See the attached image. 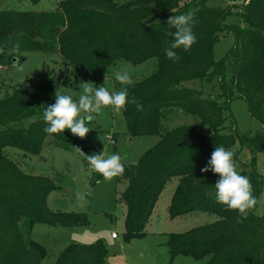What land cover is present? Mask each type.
I'll use <instances>...</instances> for the list:
<instances>
[{
  "label": "trees",
  "instance_id": "obj_1",
  "mask_svg": "<svg viewBox=\"0 0 264 264\" xmlns=\"http://www.w3.org/2000/svg\"><path fill=\"white\" fill-rule=\"evenodd\" d=\"M207 1L60 0L53 11L0 10V74L37 50L57 54L62 62L81 68L93 83L102 85L103 72L117 61L139 64L155 57V69L128 89L141 108L128 104L121 110L130 134L159 135L136 164L125 163V173L116 177L126 181L118 198L125 206L124 240L146 235L145 226L162 190L176 177L168 216L198 212L216 219L167 233L170 259L182 255L205 259V264H264V212L256 215L249 210L245 217L217 203L218 176L201 172L215 145L233 150V159L242 147L264 153V0H242L238 12L226 5L209 6ZM188 13L196 42L186 52L177 49L180 59L173 63L164 53L175 31L167 21L172 15ZM233 14L240 22L226 24ZM227 32L233 34V44L215 60L213 44ZM195 78L216 79L219 93L204 97L201 90L181 85ZM54 93L46 72L36 84H16L0 98V264L40 263L46 252L30 237L35 222L73 228L88 222L83 212L51 210L46 198L56 188L52 179L24 172L6 151L14 147L24 154H37L47 140L77 151L83 161L85 155L100 153L91 130L84 138L67 129L56 134L44 131L43 111L55 103ZM234 98L245 101L262 134L238 132L232 120L231 131L224 132ZM174 109L192 114L199 125L179 124L163 130L165 114ZM112 138L115 142V135ZM250 164L246 176L258 198L264 190V175ZM107 256L101 239L69 243L54 264H104Z\"/></svg>",
  "mask_w": 264,
  "mask_h": 264
},
{
  "label": "rangeland",
  "instance_id": "obj_2",
  "mask_svg": "<svg viewBox=\"0 0 264 264\" xmlns=\"http://www.w3.org/2000/svg\"><path fill=\"white\" fill-rule=\"evenodd\" d=\"M60 0H0V10L9 9L17 11H53ZM184 1L187 0H182ZM209 6H229L234 12L242 9V0H208ZM235 14L225 19L226 24L239 23ZM233 34L227 32L219 34L218 40L213 44V56L220 59L233 44ZM156 58L150 57L139 64H132L126 60H119L103 72L104 86L109 90L121 87L115 80V74L127 72L133 82L142 79L151 73L156 66ZM0 74V98L10 92L12 87L20 84L30 87L39 82L44 73H49L55 92L58 94H71L77 99L80 94L79 85L93 83L81 68L74 67L68 62H62L60 57L53 53L30 51L26 58L7 66ZM182 86L201 90L202 96H214L219 93L216 79L205 81L198 78L186 80ZM64 87V88H59ZM230 118L226 116L224 132H230L233 125L238 132H248L253 135L262 134V127L248 113L245 101L234 98L229 102ZM86 115V114H82ZM163 130L179 124L199 125L198 119L192 114L171 110L163 119ZM91 138L103 152L105 157L118 152L122 161L131 164L137 160L148 148L156 144L159 135L141 134L132 135L127 131L125 119L121 113L114 112L110 107L95 115L90 123ZM115 135L114 139L107 137ZM237 148V145H235ZM7 152L26 173L45 175L52 179L56 188L47 195V206L51 210L65 212H83L87 216V224L73 227L48 225L35 222L30 229V237L40 243L45 249V256L39 264H54L59 252L69 243L89 244L101 239L107 247L108 256L104 264H205V259L196 260L189 256L177 255L170 259L166 235L170 232H182L191 227L202 225L216 219L208 213L191 212L182 216L170 218L168 204L170 196L177 184V178L167 181L157 200L153 212L148 220L146 235L124 240L122 236L125 206L119 198L120 191L125 187L126 181H117L116 177L104 180L99 175L96 180L94 170L87 168L85 161L75 150L64 149L49 141H45L37 154H29L14 147H7ZM237 170L247 175L253 168L264 175V153L252 152L242 147L234 159ZM256 215L264 212V190L258 197L257 205L252 209ZM21 227V224H20ZM117 233L116 238L111 232Z\"/></svg>",
  "mask_w": 264,
  "mask_h": 264
},
{
  "label": "clouds",
  "instance_id": "obj_3",
  "mask_svg": "<svg viewBox=\"0 0 264 264\" xmlns=\"http://www.w3.org/2000/svg\"><path fill=\"white\" fill-rule=\"evenodd\" d=\"M191 14L172 15L167 25L174 28V39L164 49L165 56L173 63L180 59L177 49L188 51L196 42V37L191 28ZM115 80L120 88L109 90L103 85L93 86L90 83L79 85L80 94L74 99L71 94L54 93L55 103L47 105L43 111L42 119L46 123L44 131L48 134L63 133L65 129L77 137L84 138L90 131L89 122L105 108H111L119 113L128 104H135L137 109L141 105L130 97L129 86L133 85L131 76L125 71L115 74ZM64 88V87H59ZM86 114V115H82ZM88 166L99 173L108 181L125 173V163L118 152L105 155H85ZM234 152L223 145H215L207 164L201 168V172L211 171L218 176L214 184L215 200L229 210L237 211L241 216H247L258 203V198L253 195L252 185L248 176L240 174L234 162ZM136 164L137 161H130Z\"/></svg>",
  "mask_w": 264,
  "mask_h": 264
},
{
  "label": "built area",
  "instance_id": "obj_4",
  "mask_svg": "<svg viewBox=\"0 0 264 264\" xmlns=\"http://www.w3.org/2000/svg\"><path fill=\"white\" fill-rule=\"evenodd\" d=\"M107 137H111V136H109V135H107ZM112 138V137H111ZM113 139V138H112ZM113 142H114V140H113ZM118 235H117V233L116 232H114V231H112L111 232V237L112 238H116Z\"/></svg>",
  "mask_w": 264,
  "mask_h": 264
}]
</instances>
